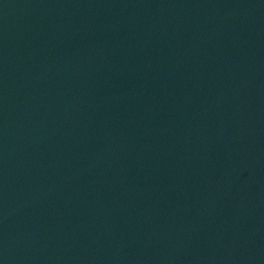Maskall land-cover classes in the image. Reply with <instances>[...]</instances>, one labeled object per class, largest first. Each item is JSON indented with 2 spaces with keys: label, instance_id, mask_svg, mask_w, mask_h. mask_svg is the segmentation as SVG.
<instances>
[{
  "label": "water",
  "instance_id": "water-1",
  "mask_svg": "<svg viewBox=\"0 0 264 264\" xmlns=\"http://www.w3.org/2000/svg\"><path fill=\"white\" fill-rule=\"evenodd\" d=\"M264 41V0H0V264H167Z\"/></svg>",
  "mask_w": 264,
  "mask_h": 264
}]
</instances>
